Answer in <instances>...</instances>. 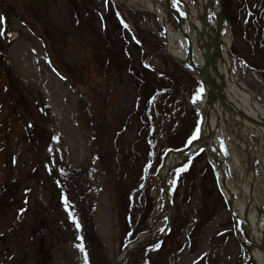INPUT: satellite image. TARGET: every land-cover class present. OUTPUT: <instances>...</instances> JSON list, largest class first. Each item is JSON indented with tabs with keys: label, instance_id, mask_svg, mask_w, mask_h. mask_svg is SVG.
I'll list each match as a JSON object with an SVG mask.
<instances>
[{
	"label": "rangeland",
	"instance_id": "rangeland-1",
	"mask_svg": "<svg viewBox=\"0 0 264 264\" xmlns=\"http://www.w3.org/2000/svg\"><path fill=\"white\" fill-rule=\"evenodd\" d=\"M230 1L231 14L240 17L231 41L237 74L264 107V0ZM5 2L7 8L0 5V42L8 46L6 58L13 76L23 81L18 95L45 115L59 142L50 144L47 133L39 148L30 144L27 132L22 134V121L9 109L12 95L0 76L4 104L0 110V147L4 146L0 152V238H4L0 263L84 264L76 216L64 200L72 191L60 174L65 168L88 177L98 236L109 256L120 258L112 199L122 192L120 204H126L124 198L140 182L145 162L141 156L148 149L145 123L150 120L144 122L139 104L144 96L155 93V76L143 69L152 56H144L137 39L114 17L112 0ZM257 10L253 27L254 18L247 21L246 15ZM152 18L146 17L154 26ZM145 27L142 24L141 31ZM5 28L11 36L3 32ZM3 70L0 61L2 74ZM159 99L175 100L166 95ZM89 100L98 121L85 107ZM13 104L15 108L17 100ZM201 108L199 102L196 109ZM101 143L106 149L103 158L97 148ZM206 162V156L194 159L176 198L177 208L164 211L163 207L160 218L170 216L171 228L151 254L150 264H247V247L234 234L233 220L216 192L212 174L207 171V180H200ZM229 179L239 189L235 167ZM158 206L162 207L161 201ZM25 209L27 213L17 217ZM242 229L247 234L245 226ZM41 245L44 260L38 254Z\"/></svg>",
	"mask_w": 264,
	"mask_h": 264
},
{
	"label": "trees",
	"instance_id": "trees-1",
	"mask_svg": "<svg viewBox=\"0 0 264 264\" xmlns=\"http://www.w3.org/2000/svg\"><path fill=\"white\" fill-rule=\"evenodd\" d=\"M143 45L147 51L152 50L155 45L154 40L151 36H148L146 40H143ZM161 72V77L168 78L171 85H173V90L180 92L181 89H187V76L183 73L176 65L166 66ZM184 115V116H183ZM181 115L179 120L178 127L168 135L167 145L171 148H177L184 146L183 144L187 139H190L193 136L194 131L197 129L196 118L190 119L187 118L186 114ZM36 135L39 137V124L35 125ZM160 141V139H159ZM159 149L155 151L153 161H155L157 166H154L156 169L162 162V155L165 151L163 143L159 142ZM179 176L177 171L173 173L172 180L179 185ZM149 184L146 183L143 186V197L144 201L139 204H134L133 206L137 209V216L127 220L126 225L123 227L122 235L120 238L121 249H124L129 243H132L140 239L145 233L149 231V222L154 212V200L151 196L148 195ZM80 194L82 197L85 196L82 187H80ZM83 225L86 228L85 233V244L89 254L88 264H110V260L107 257L104 244L96 237L93 222L91 217L85 216ZM159 233L157 234V236ZM148 253L146 250L136 252L130 256L125 264H148Z\"/></svg>",
	"mask_w": 264,
	"mask_h": 264
},
{
	"label": "bare ground",
	"instance_id": "bare-ground-1",
	"mask_svg": "<svg viewBox=\"0 0 264 264\" xmlns=\"http://www.w3.org/2000/svg\"><path fill=\"white\" fill-rule=\"evenodd\" d=\"M198 2V7L194 8L192 6H190V20L188 19L187 22L183 23V31H181V33H170V48L172 50V53L174 54V56L177 59L183 60L186 58V54L188 53L189 49L193 48L192 43L188 42L189 40L187 38H191L193 41H198L199 39V29L197 30V28L201 29V14H202V7H203V2L202 0H196ZM190 3H188L189 5ZM158 10L161 13V17L167 21L168 23V17L166 14V11L163 7L158 6ZM190 25L193 30L191 33L189 31V28L187 25ZM167 25V24H166ZM168 27H170V25H167ZM214 24L211 21V24L205 25L203 28V32L204 35L206 36V39L208 40V42L210 43V46H214ZM185 33V36L183 35V33ZM183 39L186 43L187 46L184 49H179V47L177 46V44L175 43V40H180ZM228 47H229V43H228ZM203 50L204 47L200 45H198L197 50L194 51L193 54V63L196 65H203L207 58H204L203 56ZM224 56L227 58L226 54H224ZM242 86H244L243 83H241ZM235 96L238 97L239 101L241 102V104L243 106H245V110L251 112L254 116L258 117L261 116V118L264 119V109L262 108V106L251 97V95L248 92L242 91L240 89H236L234 92ZM238 108V107H237ZM206 109L209 111V109H211V105L206 106ZM239 110L241 109L240 107L238 108ZM214 111H216V109L214 108ZM216 124V122L213 120L212 121V126L214 127ZM229 125V124H228ZM212 127V128H213ZM229 132H232V127L229 125ZM227 137L229 138V134L227 135ZM237 148L239 150V155H237V157L239 156L244 157L247 156V150L244 147L245 144L244 142L241 140L240 142H238L237 144ZM243 152V154H241ZM249 156V154H248ZM247 156V157H248ZM221 158V155H220ZM170 159V158H169ZM238 164H236V169L239 168V176H242L243 172H244V168H241V165L239 164V162H237ZM166 172V170H164V173ZM225 177V176H224ZM228 183V182H227ZM229 184V183H228ZM251 184V178H247V180H245V183L243 184V189L242 194L239 197V201L236 203V205H238L242 211V213L244 212L247 215V219H250V221L255 224V216H256V210L254 208V203L252 202V197L250 196V194L247 192L248 186ZM229 187H231V184H229ZM249 206L250 209L249 210ZM255 231H256V235H257V245H256V254L255 257L257 258V264H264V230L263 228H259V227H255Z\"/></svg>",
	"mask_w": 264,
	"mask_h": 264
},
{
	"label": "water",
	"instance_id": "water-1",
	"mask_svg": "<svg viewBox=\"0 0 264 264\" xmlns=\"http://www.w3.org/2000/svg\"><path fill=\"white\" fill-rule=\"evenodd\" d=\"M217 21H218V29H219L217 43H218V47H219L220 46V43H221L220 33H221V30L223 29L224 22H225L224 7H223L222 0H221V13H220V18ZM219 56H220L219 51H217V54L213 53V56H212V61H213L212 62L213 63L212 64V71L202 72V74L207 78V88H208V95L210 97V103L212 105H214V103H218L220 109L227 111V113L230 115V117L232 119L236 120V121H240V122H244L245 120L256 121V120H254L251 117H244V116L238 115L236 113V111L233 109V107L230 104H229V106H225L220 101V97L221 96L217 93V91L215 90L214 85H213L214 72L217 71L216 61H217V58ZM229 75L232 76V72L231 71L229 72ZM256 122L259 123V124H261V125H264L263 123H261L259 121H256ZM261 214H263V213L261 212ZM263 216H264V214H263ZM254 249H255V244L253 245V247L251 249V252H250V255L251 256H253Z\"/></svg>",
	"mask_w": 264,
	"mask_h": 264
}]
</instances>
